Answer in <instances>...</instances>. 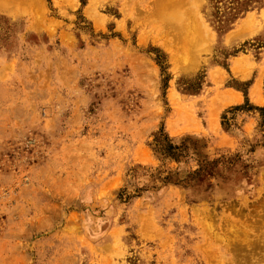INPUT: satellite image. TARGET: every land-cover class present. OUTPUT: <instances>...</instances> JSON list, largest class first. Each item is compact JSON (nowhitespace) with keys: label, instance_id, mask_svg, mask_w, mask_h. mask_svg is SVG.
<instances>
[{"label":"rangeland","instance_id":"374dc122","mask_svg":"<svg viewBox=\"0 0 264 264\" xmlns=\"http://www.w3.org/2000/svg\"><path fill=\"white\" fill-rule=\"evenodd\" d=\"M0 264H264V0H0Z\"/></svg>","mask_w":264,"mask_h":264},{"label":"bare ground","instance_id":"6f19581e","mask_svg":"<svg viewBox=\"0 0 264 264\" xmlns=\"http://www.w3.org/2000/svg\"><path fill=\"white\" fill-rule=\"evenodd\" d=\"M3 1H5V0H3ZM248 20V19H247ZM250 21H252L251 19H250ZM252 23H253V21H252ZM250 24H251V22H250ZM254 27H252V29H253ZM196 29H198V28H196ZM255 30V29H254ZM184 31H185V33H186V36H187V38H190V37H193V36H195V34L196 33H193V32H191V29H190V25L188 24V23H186L185 24V26H184ZM251 31V30H250ZM237 67V66H236ZM257 84L254 86V88H253V90L255 91V90H257ZM257 95V94H256ZM257 97H260V95L259 96H257ZM245 232V231H244ZM248 235V232L246 233V235H244L245 236V239L247 238L246 236ZM227 237V236H226ZM226 239V238H225ZM227 247V246H226Z\"/></svg>","mask_w":264,"mask_h":264}]
</instances>
